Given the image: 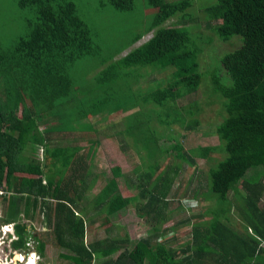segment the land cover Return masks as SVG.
<instances>
[{"label":"trees","instance_id":"trees-1","mask_svg":"<svg viewBox=\"0 0 264 264\" xmlns=\"http://www.w3.org/2000/svg\"><path fill=\"white\" fill-rule=\"evenodd\" d=\"M157 1L159 9L153 18L155 30L151 37L119 58H105L112 59L92 75L96 85H87L88 92L77 102L78 94H70L74 87L67 71L92 52L88 30L68 2L17 0L19 6L35 5L37 12L26 36L17 39L8 56L0 55V75L7 70L11 72L1 84L5 95L3 100L0 98L2 208L18 207V213L21 211L24 218L38 212L46 214L48 223L52 219L54 242L66 250L58 256L66 264H264L262 178L244 177L249 167L264 168V0H215L203 8L206 28L220 40L237 36L240 43L218 58L224 76L217 72L215 65L208 72L210 91L224 111L214 127L219 144L186 150L178 140L163 148L160 139H168L171 134L157 133L150 122L154 120L165 127L174 123L182 125L183 118L173 103L195 91L202 80L197 61L201 46L183 27L159 25L182 5H188V0ZM108 2L113 7L129 6V0ZM143 68H170L171 80L165 86L137 90L133 85L143 76ZM132 71L135 76L131 75ZM92 87H98L97 92ZM68 107L72 109L73 121L96 114H123L118 134L130 138L133 145L147 153V163L135 176L139 181L135 194L122 196L118 192L108 196L115 188L111 177L93 199L96 211L102 214L100 225L103 223L105 230L111 226L107 222L109 214L129 203L134 206L136 215L147 224L149 231L130 248L126 247L129 241L126 234L88 242L83 239L86 220L90 222V217L86 218L82 210V213L76 212L75 204L81 191L91 185L85 180L87 162L81 155L84 147L49 144L53 134L55 139L59 138L71 132V127L69 131L58 127L38 128V122L51 115L56 116L57 123L68 122L65 118ZM87 129L79 132L89 135L95 131ZM95 143L85 148L88 158ZM26 147L41 148L43 163L22 154ZM216 150L221 157L207 168L205 192L201 194L203 200L214 202V206L205 210L209 218L191 224L189 241L178 247L167 245L161 239L172 231L167 223L168 195L180 167L170 162L160 167L157 158L165 154L171 161L176 159L194 166L195 158L208 160L209 154ZM49 158L51 161L46 162ZM72 163L75 167L69 173ZM117 174L118 168L114 167L112 175ZM68 176H72L70 182ZM200 192L194 189L191 195L194 197ZM229 192L231 199L227 196ZM232 207L244 231H235L224 223ZM4 215L6 223L14 222L5 211ZM200 215L197 216L200 218ZM12 230L15 238L11 239L10 247L23 248L29 236L25 222L13 223ZM36 247L41 253L42 242ZM15 260H18L16 253L12 262Z\"/></svg>","mask_w":264,"mask_h":264},{"label":"rangeland","instance_id":"rangeland-1","mask_svg":"<svg viewBox=\"0 0 264 264\" xmlns=\"http://www.w3.org/2000/svg\"><path fill=\"white\" fill-rule=\"evenodd\" d=\"M60 1L73 5L75 14L81 19L84 27L88 30L90 45L92 47L90 54L77 60L70 67V70L67 71L68 77L71 78L69 79L72 81L74 87V90H71L70 94H78L77 102H79L83 100L85 93L88 92L86 90L87 85H90V87L96 85L95 79L91 78L92 75L101 70L112 59L105 60V58L108 56L119 58V56H122L131 48L146 42L151 37L155 30L152 27V22L159 9V2L157 0H129V6L121 8L109 5L108 0ZM159 1L176 3L181 0ZM214 2L215 0H188V5H182L181 9L175 11L159 24L165 27L181 26L183 30H187L189 37L196 38L195 42L199 47L201 46V50L197 55V61L202 76V80L195 91L186 94L183 98L173 103L183 118L182 125L174 123L169 127H165L158 125L154 120L150 122L151 127L157 133L162 135L171 134V137L168 139H160L163 148L174 140H178L185 150L195 146L219 144L214 133V127L221 121L224 111L221 109L218 99L210 91L208 72L215 65L217 66V72L221 75L223 72L219 67L218 58L222 53L236 48L240 41L237 36H233L226 41L220 40L209 28L204 26L203 8ZM36 12L37 7L35 5L19 6L17 0H0V55L8 56L17 39L26 36L30 29L29 23L35 19ZM89 67L91 70L87 71ZM141 71L143 72V76L139 77L137 83L133 85V88H137V90L143 91L154 85L165 86L171 80L169 76L170 68H143ZM7 73L11 74L7 70V72L0 75V98L2 100L4 99L5 91L2 89L1 84ZM50 73L52 72L50 71ZM135 74L133 72L131 75L135 76ZM50 75L53 76L52 74ZM222 76L224 75L222 74ZM96 88L98 89V87ZM96 88L92 91L97 92ZM26 103L28 104V101ZM147 106L150 107L149 104ZM65 112V118L69 119L68 122L62 123L60 121L57 123L58 119L56 116L51 115L39 121L38 128L42 130L45 127H58L61 130L66 129V131H69L71 127L73 128L71 132H67L59 138L55 139L53 134L49 144L58 143L65 146L78 144L84 147L81 155L84 161L87 162L85 180H87L86 184L89 181L91 185L81 191L75 204L76 212H83L86 218L90 217V222L86 220L87 224L83 239L88 242L92 239L104 237H123V234H126L129 240L126 247L130 248L137 238L146 236L149 231L147 224L136 215L134 206L129 203L109 214L107 222L111 226L105 230L103 223L100 225L102 214L100 211H96L98 208L94 206L93 199L98 190L111 177L114 178L115 188L109 191L108 196L118 192L122 196L135 194L138 189L135 185L139 184L135 176L142 171L144 165L147 163V153L137 145H133L134 142L130 138H123L118 134V130L122 127L123 114L121 113L109 116L106 114H96L73 121L71 107L66 108ZM125 121H129V118L126 117ZM188 124L190 127H187ZM88 127L94 128V133L82 135L79 132V130L81 132L82 130L88 131ZM166 128H169L170 131ZM95 141L96 143L91 148L92 154L88 158L85 148ZM22 154L30 156L29 158L34 162L43 163L41 148L30 150L29 147H26L23 149ZM209 155L210 158L208 160L195 158L194 166H189L176 159L171 161L167 159L165 154H161L157 158L160 167L165 166L169 162L172 164L178 163L180 167L173 179V185L168 195L169 211L167 213V223L169 224V228H172V231L171 233L168 232L166 238L161 239V241H166L167 245L178 247L183 242L189 241L191 224L193 222H203L209 218L210 214L205 213V210L214 206V202L212 200H203L201 194L205 192L204 183L207 168L221 157V153L216 150ZM50 161L51 158L47 159L46 162ZM49 167L51 168L50 165ZM73 167H75L74 163L69 165V173ZM114 167L118 168V174L115 176L112 175ZM244 177L262 178L263 188L260 194V201H264V168L259 165L249 167L246 169ZM71 179L72 176H68L69 182ZM237 187H239V183ZM194 189L201 192L193 197L191 193ZM227 196L231 199V192ZM19 204L21 209L22 203L20 202ZM2 207L3 204L0 202V264H12L14 253L18 256V260H15L14 264H25L29 255L33 256L34 260L32 264H66V261L58 256V253L66 252V250L60 248L54 242L51 232L52 219L48 223L46 214L38 212L34 213L31 218H24L21 211L18 213V207L13 208L10 205H7L5 208ZM4 211L7 215L9 214V219H13L14 222L6 223ZM198 214H201L200 218L197 216ZM20 221L25 222L29 236L27 235L23 248L12 249L10 241L15 236L11 225ZM224 223L235 231H244L243 224L239 219L235 207L230 209L227 214V220ZM39 241L43 244L41 253H38L36 247ZM261 245L264 246V242ZM117 253L118 251L111 256H115Z\"/></svg>","mask_w":264,"mask_h":264},{"label":"bare ground","instance_id":"bare-ground-1","mask_svg":"<svg viewBox=\"0 0 264 264\" xmlns=\"http://www.w3.org/2000/svg\"><path fill=\"white\" fill-rule=\"evenodd\" d=\"M7 227H8V226H7ZM33 260H34V259H33L32 255H31V258L29 259V263L32 264ZM14 262H15V261H14ZM12 264H14V263L12 262Z\"/></svg>","mask_w":264,"mask_h":264},{"label":"flooded vegetation","instance_id":"flooded-vegetation-1","mask_svg":"<svg viewBox=\"0 0 264 264\" xmlns=\"http://www.w3.org/2000/svg\"><path fill=\"white\" fill-rule=\"evenodd\" d=\"M33 257V256H32ZM31 258V255H29V257H28V260H27V262L25 263V264H30L29 263V259Z\"/></svg>","mask_w":264,"mask_h":264},{"label":"clouds","instance_id":"clouds-1","mask_svg":"<svg viewBox=\"0 0 264 264\" xmlns=\"http://www.w3.org/2000/svg\"><path fill=\"white\" fill-rule=\"evenodd\" d=\"M12 226V225H11Z\"/></svg>","mask_w":264,"mask_h":264}]
</instances>
